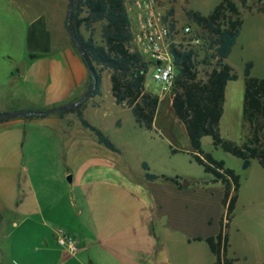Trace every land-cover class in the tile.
I'll return each instance as SVG.
<instances>
[{
	"label": "crops",
	"instance_id": "crops-1",
	"mask_svg": "<svg viewBox=\"0 0 264 264\" xmlns=\"http://www.w3.org/2000/svg\"><path fill=\"white\" fill-rule=\"evenodd\" d=\"M34 2L0 0V113L47 111L89 85L65 26L68 0ZM101 95L94 96L100 104ZM69 114L0 122V264H214L205 239L220 231L223 186L210 176L186 188L144 178L138 202L112 200L106 181L104 189L91 181L105 180L110 168L79 174L65 167L59 142L79 145L80 121L73 131ZM126 193V186L112 191L116 199ZM58 231L73 238L75 255L57 245Z\"/></svg>",
	"mask_w": 264,
	"mask_h": 264
},
{
	"label": "rangeland",
	"instance_id": "rangeland-1",
	"mask_svg": "<svg viewBox=\"0 0 264 264\" xmlns=\"http://www.w3.org/2000/svg\"><path fill=\"white\" fill-rule=\"evenodd\" d=\"M34 1L31 0V3L35 4ZM159 1L164 11L173 17L178 26L188 25L195 28L197 24L188 19L186 11H196L207 16L221 0ZM233 1L238 7L243 25L234 52L226 63L237 75V80L227 83L223 113L218 123V134L223 141L240 146L250 137V129L242 117L244 65L252 64L250 71L252 77L264 78V13L258 12V9L264 6V0L261 2L246 0L245 4L239 0ZM93 26L94 40L100 43L101 23H95ZM200 27L206 31L210 44H212V52H214L213 35L204 26L200 25ZM81 31L85 37L88 36V32L83 27ZM203 59V56L199 59V63H202L196 67V77L198 80L205 81L216 66L215 60L207 64ZM144 87L147 93L160 100L156 128L152 131L140 128L128 108L117 106L114 103L108 70L102 71L100 99L102 103L100 104L96 97H91L77 107L85 109L83 118L99 129L118 148L119 153L114 154L102 145H98L97 137L80 123L77 134L79 137L74 139V143L78 141V147L68 146L65 139L59 142V147L65 156V167L67 166L69 170L82 174L83 171L97 172L110 168L111 174L109 177L106 176L105 180L103 177H96L91 181H94L95 187H102V189L105 188L102 183L106 181V185L112 187L110 193L112 200H125L127 203L140 200L138 191L147 186L143 175L145 174L142 168L143 163L148 165L150 174L175 178L181 187L184 182H190L193 186L209 177L193 160L191 156L193 152L186 130L171 111L172 89L169 93L163 94L162 86L152 80V69H149L146 74ZM87 90L74 101L81 98ZM67 113L72 116L69 120L74 122L72 127L76 132L78 122L76 114L68 111ZM68 132L71 133V129ZM201 147L205 153H210L215 160L223 161L225 168L233 170L239 176L238 200L226 230L229 257L239 259L235 264H264V167L257 159H252L250 166L244 169L241 159L223 151L220 147L215 148L209 136L201 139ZM70 154L77 156L73 160H68L66 155ZM120 186H126L127 193L116 199L112 191ZM92 187L93 185H90L89 188ZM98 201L102 202L101 199ZM210 210L213 211V209ZM180 258H185L184 254L180 255Z\"/></svg>",
	"mask_w": 264,
	"mask_h": 264
},
{
	"label": "trees",
	"instance_id": "trees-1",
	"mask_svg": "<svg viewBox=\"0 0 264 264\" xmlns=\"http://www.w3.org/2000/svg\"><path fill=\"white\" fill-rule=\"evenodd\" d=\"M239 1L246 3V0ZM258 12L264 13V6L260 7ZM186 15L189 20L204 26L213 35L215 48L212 54L200 49L186 52L173 50L176 77L170 107L186 130L193 160L203 168L205 174L211 176L212 183H220L224 188L222 205L225 214L219 222L220 231L215 237L206 238L205 242L215 256L214 264H234V260L227 258L226 230L238 200L239 176L233 170L225 168L223 161L215 160L210 153H205L201 147V139L205 136L211 137L215 148L220 147L241 159L244 169L250 166L252 159H257L264 167V78L252 77L250 75L252 64L245 65L242 117L250 129V137L240 146L223 141L218 134V123L223 112L225 87L228 82L237 80V75L225 60L240 34L243 20L233 0H221L207 16L196 11H186ZM98 22L101 23L100 43L94 40L93 25ZM70 24L86 54L82 60L92 71V76L89 75L88 89L92 86V77L96 79L95 91L89 98L101 95V73L108 70L114 103L128 108L140 128L152 131L159 100L147 93L144 87L151 64L142 55L132 53L126 47L131 33L124 0H76ZM82 27L88 32L87 37L81 32ZM210 49L212 50V44ZM202 56L207 64L215 60L216 66L205 81L196 77V67L202 63H199ZM23 111L43 112L30 109ZM68 112H75L81 125L97 137L99 144L111 151H118L99 129L82 117V109L76 107L69 109ZM62 114L63 112L59 113ZM43 116L45 115H31L19 119L31 120ZM6 121L8 120L0 119L1 123ZM142 168L146 171L144 174L146 180L160 179L180 186L175 178L148 173L146 163L142 164Z\"/></svg>",
	"mask_w": 264,
	"mask_h": 264
},
{
	"label": "built area",
	"instance_id": "built-area-1",
	"mask_svg": "<svg viewBox=\"0 0 264 264\" xmlns=\"http://www.w3.org/2000/svg\"><path fill=\"white\" fill-rule=\"evenodd\" d=\"M130 20L131 38L127 48L139 53L151 64L152 80L162 86V93H169L176 77L173 50L210 49L206 31L199 25L195 28L178 26L173 17L167 14L159 0H124ZM157 63H159L157 65ZM56 243L70 255H75L77 245L72 237L57 232Z\"/></svg>",
	"mask_w": 264,
	"mask_h": 264
},
{
	"label": "water",
	"instance_id": "water-1",
	"mask_svg": "<svg viewBox=\"0 0 264 264\" xmlns=\"http://www.w3.org/2000/svg\"><path fill=\"white\" fill-rule=\"evenodd\" d=\"M76 5V0H68V6H67V13H66V30L69 34V37L71 39V41L73 42L75 49L77 50V52L79 53V55L82 58H85L86 54L80 44V42L77 39V36L75 34L74 29L72 28L71 24H70V20H71V16L73 14L74 8ZM159 63H157L158 65ZM88 73L89 75L92 76V71L87 67ZM95 87H96V79L92 77V86L90 89L87 90V92L78 100L56 107V108H52L49 109L47 111H43V112H24L23 110H19V111H15V112H4V113H0V119H6V120H11V119H19V118H24L27 116H31V115H49V114H55V113H60V112H67L69 109H74L76 107H78L80 104H82L83 102H85L90 96L93 95L94 91H95ZM188 183L184 182L183 184V188L187 187Z\"/></svg>",
	"mask_w": 264,
	"mask_h": 264
}]
</instances>
